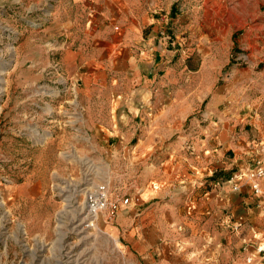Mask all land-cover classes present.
<instances>
[{
	"label": "rangeland",
	"instance_id": "rangeland-1",
	"mask_svg": "<svg viewBox=\"0 0 264 264\" xmlns=\"http://www.w3.org/2000/svg\"><path fill=\"white\" fill-rule=\"evenodd\" d=\"M111 3L0 0V264L135 263L117 215L111 222L89 215L85 197L105 183L111 197L130 199L125 191L131 164L116 142L136 141L142 133L111 131L115 118L100 110L108 107L109 89L85 83L90 73L108 74L110 63L97 56L96 67H90L68 58L97 42V33L84 34L83 25L88 17L118 13ZM131 9L162 23L154 44L177 49L171 54L176 61H191L196 92L203 84L208 99L227 94L217 106L220 113L209 112L204 100L186 127L194 118L201 126L232 127L237 106L245 110L255 103L264 111V0H132ZM118 28L112 24L107 34ZM155 54L157 65L162 53ZM144 134L164 143L188 139L182 132ZM169 150L149 148V163ZM147 166L151 187L154 167ZM251 166L239 165L230 175Z\"/></svg>",
	"mask_w": 264,
	"mask_h": 264
},
{
	"label": "crops",
	"instance_id": "crops-1",
	"mask_svg": "<svg viewBox=\"0 0 264 264\" xmlns=\"http://www.w3.org/2000/svg\"><path fill=\"white\" fill-rule=\"evenodd\" d=\"M111 1L118 13L96 15L93 21L88 17L83 25L84 34L97 33V42L68 58L90 67L97 65V56L110 63L108 74L90 73L85 83L109 89L108 107L100 110L108 109L115 118L108 124L111 131L142 133L136 141L116 142L131 164L125 191L130 202L120 207L115 219L129 259L134 264H264V184L261 193L254 194L246 181L238 190L222 183L239 165L264 163V111L255 103L245 110V105L237 106L232 127L201 126L197 118L186 127L204 100L209 112L220 113L217 106L227 94L208 99V92L201 93L203 84L196 92L191 61H176L171 54L177 49L154 44L162 23L148 12L133 11L132 0ZM112 24L121 29L107 34ZM152 52L162 53L157 65ZM247 124L251 133L245 130ZM151 131L187 133L188 139H144ZM154 147L170 150L149 163L148 149ZM228 151L232 159L224 157ZM148 164L154 167H149L154 172L150 179L156 182L151 187L145 177Z\"/></svg>",
	"mask_w": 264,
	"mask_h": 264
},
{
	"label": "built area",
	"instance_id": "built-area-1",
	"mask_svg": "<svg viewBox=\"0 0 264 264\" xmlns=\"http://www.w3.org/2000/svg\"><path fill=\"white\" fill-rule=\"evenodd\" d=\"M246 181L254 194L261 193L264 184V163L257 162L254 166L240 169L227 177L222 183L231 185L232 190L239 189V183ZM128 197H111L107 185L96 184L88 190L85 197V206L89 215L104 218L105 222L115 219L120 207L129 203Z\"/></svg>",
	"mask_w": 264,
	"mask_h": 264
}]
</instances>
